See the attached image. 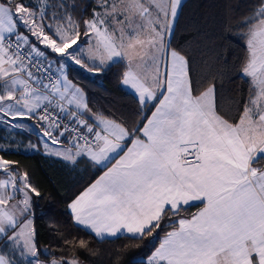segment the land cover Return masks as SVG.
<instances>
[{"label": "snow or ice", "instance_id": "6c2138e0", "mask_svg": "<svg viewBox=\"0 0 264 264\" xmlns=\"http://www.w3.org/2000/svg\"><path fill=\"white\" fill-rule=\"evenodd\" d=\"M91 2L85 18L80 0H0V129L13 130L0 153L17 154L11 137L33 120L41 139L29 148L106 168L67 204L72 226L106 243L163 232L147 264H264V0L242 20L239 63L224 48L206 75H194L172 44L183 0ZM114 64L139 122L93 113L65 73ZM233 76L248 95L226 109L218 96ZM12 163L0 158V264H80L39 248L33 196L41 193ZM58 223L49 222L54 235Z\"/></svg>", "mask_w": 264, "mask_h": 264}, {"label": "trees", "instance_id": "16d2710c", "mask_svg": "<svg viewBox=\"0 0 264 264\" xmlns=\"http://www.w3.org/2000/svg\"><path fill=\"white\" fill-rule=\"evenodd\" d=\"M22 2L27 4L33 3L34 0ZM258 2L259 0H183V9L172 44L188 54L194 75H206L215 63L217 54L222 55L224 48L228 49L229 63H239V57L244 55L245 47V41L241 37L246 31L241 27V23L253 10L252 6ZM80 5L81 8L88 5L85 18L91 15V8L95 6L91 0H80ZM80 39L84 41L86 38L81 36ZM87 45L84 43L81 46ZM121 71L119 64L105 66V70L100 73L86 72L72 65L65 68L68 79L86 94L93 113L103 112L109 117L115 116L121 122H139L141 117L133 115L138 105L135 97L122 86ZM247 87L245 81L237 80L233 76V82L225 81L222 96H218V103L226 109L232 107L233 101L248 95ZM145 114H149L147 109L141 112V116ZM5 134V130L0 131V143L8 141L3 139ZM28 136L32 138V145L38 144L36 135ZM0 158L13 162L11 167L21 175L27 172L30 183L41 193V197L33 196V200L37 241L42 251L48 247L56 257L77 258L82 264H147L145 259L154 250L153 245L158 246V239L163 236V232L159 233L157 240L147 237L143 241H129L121 237L112 243H106L89 238L72 226L67 204L87 188L105 168L96 167L85 160L73 167L44 155L40 146L33 154L0 153ZM197 211L199 208L193 207L181 215L190 217ZM52 220L59 222L55 228L59 235H54L49 228V222ZM81 238L87 241V248L79 247ZM65 239L73 243L65 244Z\"/></svg>", "mask_w": 264, "mask_h": 264}, {"label": "crops", "instance_id": "0c3cea01", "mask_svg": "<svg viewBox=\"0 0 264 264\" xmlns=\"http://www.w3.org/2000/svg\"><path fill=\"white\" fill-rule=\"evenodd\" d=\"M123 86V85H122ZM123 88L125 89V90H127L129 93H131V91L130 90H128L127 88H126V86H123ZM132 94V93H131ZM133 95V94H132ZM134 96V95H133ZM155 109L153 108L152 109V111H154ZM151 115V112L149 111V114H148V116H150ZM21 123H24V125H25V130L24 131H21V132H19V134H16V135H14L13 137L14 138H16V140H15V144H17V145H23V146H25V145H30V144H32L31 143V137L30 136H28V134H34V135H36L37 136V138H38V141L41 139L40 138V136L38 135L39 133H40V129L39 128H35L34 127V125H35V121H33V120H28V121H20ZM145 123H146V121H145ZM142 127V126H141ZM11 130V129H10ZM0 131H2V129H0ZM7 132H8V130H6ZM137 135H140L139 133H137ZM2 141V140H1ZM5 142H8V141H5ZM4 143V142H3ZM1 144V143H0ZM12 144H14V143H12ZM128 146H131L130 145V143H129V145ZM56 147V146H55ZM40 148H41V152H42V145H40ZM43 153V152H42ZM45 155V154H44ZM46 156H48V155H46ZM49 157H52V158H55V159H58V160H60V161H62V162H64V163H66L65 161H63V160H61V159H59L58 157H55V156H49ZM85 160H86V158H85ZM115 161H113L112 163H114ZM89 163H91V162H89ZM92 164V163H91ZM69 165H71V164H69ZM109 166H111V165H109ZM96 167H99L100 168V166H96ZM107 169L105 168V170L104 171H106ZM104 171L95 179V180H97L101 175H103V173H104ZM95 180L92 182V183H94L95 182ZM91 183V184H92ZM90 186V185H89ZM86 189V188H85ZM84 189V190H85ZM83 190V191H84ZM158 247V246H157ZM145 261L147 262V258L145 259Z\"/></svg>", "mask_w": 264, "mask_h": 264}, {"label": "rangeland", "instance_id": "374dc122", "mask_svg": "<svg viewBox=\"0 0 264 264\" xmlns=\"http://www.w3.org/2000/svg\"><path fill=\"white\" fill-rule=\"evenodd\" d=\"M81 47H83V46H81ZM88 47H89V45L83 47L85 49V52H87ZM72 66H75L77 68H80L78 65H72ZM82 70L86 71L85 69H82ZM86 72H88V71H86ZM11 139H14V137H11ZM8 143L9 142H5V143H1L0 145H3L4 147H8ZM33 145H35V144H33ZM17 146L18 145L15 144V143L14 144H11L12 150L15 151L17 149ZM53 147H55V146H53ZM36 150L37 149H31V148H29V145L28 144L25 145V146L19 145V153H22V154H33ZM42 152H43V154H45V151H44L43 146H42ZM80 264H82V263L80 262Z\"/></svg>", "mask_w": 264, "mask_h": 264}]
</instances>
